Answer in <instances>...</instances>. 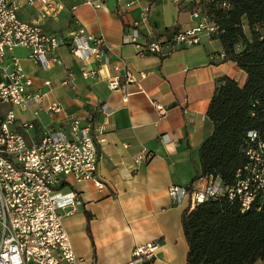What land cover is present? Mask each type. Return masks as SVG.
I'll use <instances>...</instances> for the list:
<instances>
[{
	"label": "crops",
	"instance_id": "1",
	"mask_svg": "<svg viewBox=\"0 0 264 264\" xmlns=\"http://www.w3.org/2000/svg\"><path fill=\"white\" fill-rule=\"evenodd\" d=\"M28 1L19 3L18 14L23 21L58 35L75 31L77 23L87 34L104 37L111 49V62L126 60L143 89L138 92L134 85L122 81L119 90H110L107 79L113 70L102 64L89 65L99 70L100 78L83 79L80 70L84 64L71 55L68 46L59 50L63 64L50 71L34 64L29 50L14 51L24 71L34 79L33 91L45 96L27 111L14 108L19 124L33 122L32 112L40 110V122L34 121L35 129L26 135L28 142H40L46 130L68 132L67 122L73 116L83 123L94 119L106 127L107 140L98 146L97 169L104 188L92 181L77 185L83 205L64 220L77 258L81 264H129L137 246L158 243L160 250L154 260L138 264H186L189 248L182 218L189 203H175L169 190L173 186L202 188L200 149L214 130L207 113L216 81L229 77L243 88L247 74L237 64L224 60L220 41L206 37L199 45L165 48L158 56H139L134 46L123 44L127 24L135 21L146 37L168 38L195 27L190 14L169 0H132L135 5L124 14L117 0H107L99 10L81 6L72 11L70 5L74 3H69L58 20L41 19L39 8L29 6ZM146 8L149 12L145 17ZM128 94L132 96L125 103ZM52 103L62 107V114H48ZM103 105L111 110L110 115H103ZM156 105L166 110L165 116L159 115ZM9 109L0 107L1 115ZM163 135L171 143H162ZM143 149L153 158L134 170L133 158ZM87 215L91 218L92 239Z\"/></svg>",
	"mask_w": 264,
	"mask_h": 264
},
{
	"label": "built area",
	"instance_id": "2",
	"mask_svg": "<svg viewBox=\"0 0 264 264\" xmlns=\"http://www.w3.org/2000/svg\"><path fill=\"white\" fill-rule=\"evenodd\" d=\"M107 0H29V6L39 8L43 20H58L69 3L72 11L81 6L101 9ZM158 2L161 0H153ZM181 11L196 21L195 27L178 31L172 36L146 37L140 30V23H128L123 35V44L136 48L139 56L161 55L165 48L170 50L199 45L206 37L218 40L225 31L216 20L210 5L228 12L231 5L216 0H169ZM121 13L135 5L132 0H117ZM20 0H0V107H11L0 115V264H81L65 229L64 220L78 213L83 202L76 186L94 182L100 189L104 185L97 178L100 160L99 145L106 142V127L94 119L86 123L73 116L67 122L69 131L46 130L38 143L28 142L26 135L40 122V110L32 112L34 121L18 123L14 108L27 111L32 105L44 99L33 91L34 79L27 74L18 58L16 49L30 51V59L45 71L63 63L60 48L68 49L84 66L80 70L83 79L100 78L98 69L90 64L112 67L113 75L107 79L110 90L121 88L122 81L134 85L142 92V84L124 59L111 62V49L106 39L86 33L76 23V30L66 35L49 33L35 23H28L19 17ZM149 8L144 10L145 17ZM143 17L144 19H146ZM225 58V55H223ZM142 75L141 79H144ZM46 85H50L46 81ZM63 85H67L66 82ZM132 94L126 95L127 103ZM160 116L166 110L156 105ZM57 104H49L48 114H62ZM110 115L104 106L101 111ZM162 143H171L167 135ZM248 142L243 150L246 164L238 171L233 185H224L219 179L202 177L201 189L173 186L169 196L178 204L188 201V212L208 199L227 198L240 207L242 213L264 204V143L259 134L249 132ZM153 154L143 149L133 158L132 168L138 170L152 160ZM160 250L158 243L137 246L129 264L149 263Z\"/></svg>",
	"mask_w": 264,
	"mask_h": 264
},
{
	"label": "trees",
	"instance_id": "3",
	"mask_svg": "<svg viewBox=\"0 0 264 264\" xmlns=\"http://www.w3.org/2000/svg\"><path fill=\"white\" fill-rule=\"evenodd\" d=\"M231 5L228 12L210 5L225 33L220 41L225 61L247 74L241 88L229 78L217 79L207 116L214 130L200 149L201 177L224 185L237 181L246 164L243 153L249 132L264 143V0H216ZM198 177L196 178V180ZM88 234L90 231V215ZM189 248L186 264H255L264 261V204L242 213L227 198L208 199L182 218Z\"/></svg>",
	"mask_w": 264,
	"mask_h": 264
},
{
	"label": "rangeland",
	"instance_id": "4",
	"mask_svg": "<svg viewBox=\"0 0 264 264\" xmlns=\"http://www.w3.org/2000/svg\"><path fill=\"white\" fill-rule=\"evenodd\" d=\"M0 115H1V112H0Z\"/></svg>",
	"mask_w": 264,
	"mask_h": 264
}]
</instances>
